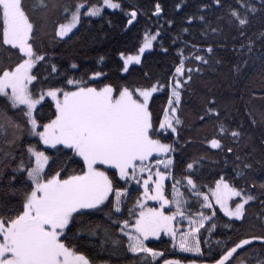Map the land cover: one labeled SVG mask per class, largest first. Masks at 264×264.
<instances>
[{"label":"snow or ice","instance_id":"1","mask_svg":"<svg viewBox=\"0 0 264 264\" xmlns=\"http://www.w3.org/2000/svg\"><path fill=\"white\" fill-rule=\"evenodd\" d=\"M211 2L224 7V0ZM259 3L264 8V0ZM41 7H48L44 0ZM208 7L203 5L201 11ZM176 8L179 10L181 4ZM105 9L118 10L122 5L119 0H78L65 6V22L55 26L53 39L66 42L75 35L74 30L78 31L83 17H102ZM256 10L253 0H232L228 6L229 22L241 37L249 23L248 13ZM162 11L157 3L153 15L159 17ZM127 15L128 25H133L138 12L132 10ZM196 19L189 16L187 24ZM199 19L203 21L204 16ZM166 23L171 28L174 22ZM182 31L187 33L189 29ZM34 33L23 0H0V48L10 47L16 54L15 62L0 60V97L23 116L22 123L0 118V264H95L76 242L96 234L99 225L87 229L81 226L84 218L101 212L119 230V236L113 238L105 228L106 241L111 240L114 250L132 254L136 264H184V257L166 258L165 251L149 246L162 234L170 238L173 252L192 254L188 264H233L238 250L254 241L264 247V235H252L231 246L225 243L217 251L202 233V229L214 232L217 207L229 220L242 221L245 206L255 199L250 192L223 175L214 184H198L194 174L200 160L187 162L179 178L176 176L174 154L184 123L180 115L183 96L193 73H200V65L209 63L201 54L203 49L192 45L191 54L186 56L189 45L185 42L165 82L149 78L134 85L122 75V82L101 86L100 78H106L102 71L77 77L74 72L79 65L75 62H70L63 73L55 63L48 65L47 52L35 47ZM160 35V31L146 32L136 54L121 52L119 71L131 75V66L142 64L143 55L154 48ZM244 47L241 45V51ZM161 48L168 52L163 45ZM248 48L251 51L250 44ZM206 51L211 55L213 49L208 47ZM193 63L195 67L190 66ZM41 64L51 68L42 82L34 71ZM50 79L54 82L48 83ZM38 82L46 86L37 90ZM162 91L167 94V105L157 126L152 105L155 94ZM45 108L48 113L41 118L37 113ZM212 119L220 120L214 100L208 101L199 115L201 122ZM216 127L217 135L206 140L212 149L222 150L221 137L229 134L239 143V130L229 133L223 123ZM227 151L235 155L239 169L236 177L243 178L252 163L235 154L232 147ZM167 180H172L171 198L167 195ZM181 188L190 196L186 197ZM133 191L139 194L129 207ZM148 201H156L159 207L149 206Z\"/></svg>","mask_w":264,"mask_h":264},{"label":"trees","instance_id":"2","mask_svg":"<svg viewBox=\"0 0 264 264\" xmlns=\"http://www.w3.org/2000/svg\"><path fill=\"white\" fill-rule=\"evenodd\" d=\"M44 2L48 5L47 8L41 7V0H23L35 26L34 42L37 50L46 51L49 56L47 64L55 63L61 73L68 70L70 62L79 65V70L74 72L77 77L90 75L92 71L104 72L106 78H100L101 86L107 82H122V75H126L128 82L134 85L143 84L149 78L153 82L157 79L165 82L174 71V65L178 63V51L184 48L185 42L189 45L185 49L186 56L191 54L192 45L204 50L201 54L205 55L209 63L200 65V73H193L192 81L183 96L180 115L184 123L180 128L179 144L175 145L177 151L174 154L176 176L179 178L187 162L200 160L194 174L198 184H214V180L223 175L238 188L255 197L245 206L242 221L229 220L216 209L218 216L214 220V232L209 234L202 229L204 238L211 241V247L218 251L225 243L231 246L239 239L264 235V188L260 187L264 184V8L259 0H253L257 10L254 14L248 13L249 23L243 37L228 19V6L232 0H224L222 8L211 0H119L122 5L119 11L104 10L102 17H83L78 31L74 30L75 35L66 42L59 38L53 39L55 26L65 22L64 7L74 5L78 0ZM90 2L96 3L97 0ZM157 3L163 9L159 17L153 15ZM178 3L181 4L179 10L176 8ZM205 4L210 7L201 11ZM132 10H136L138 16L133 25H128L127 13ZM201 15L204 16L203 21L199 19ZM189 16L197 17L191 25L187 24ZM168 20L174 22L171 28L166 23ZM185 27L189 29L187 33L182 31ZM213 29L216 31L213 32ZM149 31L161 32L157 41H154V48L143 55L141 65L131 66V75L122 74L118 67L122 64L120 53L129 55L137 52L145 33ZM177 37L179 38L173 43V39ZM161 45L168 49L167 53L162 50ZM241 45H245L242 51ZM208 47L213 49L211 55L206 51ZM101 57L103 61H100ZM0 60L5 63L15 62V50L10 47L0 48ZM190 66L196 65L193 63ZM236 67L240 71H235ZM34 71L42 82L50 74L51 68L41 64ZM145 73L148 74L147 77ZM53 82L51 79L48 81ZM42 86L46 84L38 82L37 90ZM211 100L215 101L220 120L201 122L199 115ZM166 105V92L155 94L152 110L157 126L164 116L163 109ZM47 113L48 109L45 108L37 115L43 118ZM0 118L23 122L22 114L13 110L3 97H0ZM219 123H223L229 133L231 130H239L242 133L239 143L229 134L221 137L224 146L222 150L212 149L206 140L217 135L216 125ZM189 140L191 143H187ZM229 147L253 165L243 178L236 177L239 169L234 163L235 155L227 151ZM19 154L20 148L17 145L16 155ZM253 183L255 188L251 187ZM131 187L135 189L136 185ZM166 188L168 198H171L172 180L166 181ZM181 191L186 197L190 196L184 188ZM138 194V191L132 192L129 207ZM207 211L210 213L211 210ZM97 225L99 227L94 236L85 235L76 242L81 251L88 254L95 264H136L132 254L123 249L116 251L111 240L106 241L105 228L112 232L113 238L119 236V230L106 220L103 212L84 218L81 227L87 229ZM217 241L221 244L217 245ZM149 246L165 251L166 258L184 257V264H188V260L193 258L188 253L173 252L170 240L162 236L159 240L151 241ZM207 247L205 246V251ZM238 251L239 255L233 260V264H259L260 260H264V247L259 241Z\"/></svg>","mask_w":264,"mask_h":264},{"label":"rangeland","instance_id":"3","mask_svg":"<svg viewBox=\"0 0 264 264\" xmlns=\"http://www.w3.org/2000/svg\"><path fill=\"white\" fill-rule=\"evenodd\" d=\"M105 10H111V9H105ZM120 9H118V10H111V11H119ZM84 11H86V9H84ZM149 51H151V50H149ZM149 51H147L146 53H148ZM137 52H135L134 54H136ZM145 53V54H146ZM134 54H129V55H134ZM119 59H120V56H119ZM133 66V65H132ZM164 117V116H163ZM163 119V118H162ZM166 183V182H165ZM133 185H135V184H133ZM141 191H142V189H141ZM180 191H181V189H180ZM182 192V191H181ZM171 196H172V194H171ZM148 203V205L149 206H152V207H159V204L156 202V201H148L147 202ZM234 206V205H233ZM217 209H218V207H217ZM173 211L175 210L174 209V207H173V209H172ZM219 210V209H218ZM221 213V212H220ZM166 214H171V212H167L166 211ZM223 214V213H222ZM184 223V227H185V229L187 228V221H184L183 222ZM162 237H165L166 239H168V240H170V238L168 237V236H164L163 234L161 235ZM171 242V241H170ZM189 254V253H188ZM192 255V254H191Z\"/></svg>","mask_w":264,"mask_h":264}]
</instances>
